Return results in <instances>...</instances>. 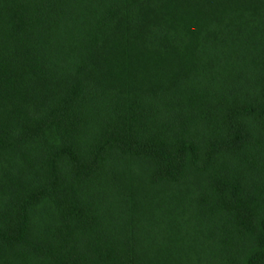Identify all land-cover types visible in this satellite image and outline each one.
<instances>
[{"label":"trees","instance_id":"trees-1","mask_svg":"<svg viewBox=\"0 0 264 264\" xmlns=\"http://www.w3.org/2000/svg\"><path fill=\"white\" fill-rule=\"evenodd\" d=\"M0 264H264V0H0Z\"/></svg>","mask_w":264,"mask_h":264}]
</instances>
